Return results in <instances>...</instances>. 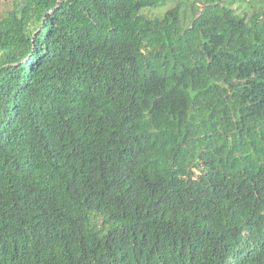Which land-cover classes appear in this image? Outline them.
I'll return each instance as SVG.
<instances>
[{
    "label": "trees",
    "instance_id": "16d2710c",
    "mask_svg": "<svg viewBox=\"0 0 264 264\" xmlns=\"http://www.w3.org/2000/svg\"><path fill=\"white\" fill-rule=\"evenodd\" d=\"M243 3L0 14V264H264V8Z\"/></svg>",
    "mask_w": 264,
    "mask_h": 264
},
{
    "label": "rangeland",
    "instance_id": "374dc122",
    "mask_svg": "<svg viewBox=\"0 0 264 264\" xmlns=\"http://www.w3.org/2000/svg\"><path fill=\"white\" fill-rule=\"evenodd\" d=\"M14 0H0V14L5 11L8 7H11L12 3ZM245 3L248 6L249 10H253V9H263L264 7H262L264 5V0H244ZM172 2L167 3V5L165 7H163L162 9H156L154 10L155 12L157 11H163L165 8H168L172 5ZM237 4V3H236ZM234 4V6L236 5Z\"/></svg>",
    "mask_w": 264,
    "mask_h": 264
}]
</instances>
